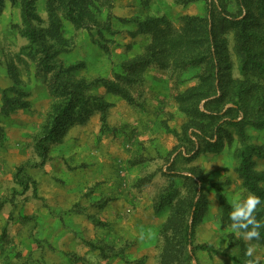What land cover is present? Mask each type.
Wrapping results in <instances>:
<instances>
[{"label": "rangeland", "instance_id": "374dc122", "mask_svg": "<svg viewBox=\"0 0 264 264\" xmlns=\"http://www.w3.org/2000/svg\"><path fill=\"white\" fill-rule=\"evenodd\" d=\"M88 10L74 6L83 24L68 18L65 0H35L44 50L24 34L22 0H0V264H161L166 236L180 232L179 221L165 225L195 188L203 201L189 264H264V241L247 240L246 218H231L235 201L258 197L238 172L246 145L264 174L256 0H93ZM71 98L78 106L45 143L44 160L37 143ZM238 105L247 140L226 125L232 139L208 146L200 135ZM258 198L251 215L263 225Z\"/></svg>", "mask_w": 264, "mask_h": 264}, {"label": "trees", "instance_id": "16d2710c", "mask_svg": "<svg viewBox=\"0 0 264 264\" xmlns=\"http://www.w3.org/2000/svg\"><path fill=\"white\" fill-rule=\"evenodd\" d=\"M64 1V0H63ZM93 0H65V4L67 7V16L71 21L74 22H82L84 24V18L81 16H77L74 11V6L75 4H78V6H81L82 10L84 12L86 9L88 10V7L92 4ZM34 2L35 0H22V16H23V21L25 24V32L24 34L30 39L32 42L38 43L42 49L46 50V42H45V36L42 32V30L38 29L37 26L35 25L34 22L40 21L39 15L34 11ZM244 3V1H243ZM256 8L258 11H260L264 15V0H256ZM222 10V9H221ZM86 14L91 13L86 11ZM222 16V19L227 18V13L223 9L222 11L219 12ZM208 25H209V34H212L213 32V24H214V10L212 8H208ZM245 25L242 22L241 23V28H244ZM250 35L247 33L242 34V41H241V50L242 52L249 54L251 50V44H250ZM211 45L213 47H216L214 40L212 39ZM154 48L151 46L149 47V52L153 53L152 50ZM150 61H147L146 63L139 62L135 64V68L138 67H143L145 64L149 63ZM43 63L46 65L45 61ZM111 88V85H109ZM117 92L118 89L115 88ZM214 87L212 92H214ZM72 96H75L76 93L75 91L71 93ZM79 97V96H78ZM224 97L215 99L211 103H220L221 100H223ZM75 98H71V100L64 105L59 106L56 111L54 112V116L52 118V121L48 128L45 130L43 135L40 138L39 143H37L39 151H40V156L42 159L45 160L46 158V151H47V146L46 142L52 138L55 133L57 132L58 126L61 124V122L70 114V112L76 108L78 105L74 103ZM78 99H81L83 102L84 100L79 97ZM76 100V99H75ZM100 110L102 112V122L103 125H106V111L104 108L103 103H98ZM242 110L241 106H237L236 108H233L232 111L235 113V115L231 116L230 119L225 121L223 124L217 123L215 124V127H212L210 130V134L208 135L207 133H202L200 136L202 137L203 141L206 142V144L210 147L214 146L216 143L212 141V139L215 136H218V138H221L225 136L227 126H234V127H239L240 129V137L242 141L247 140V135L244 132V121H236V117L239 116L240 111ZM204 115V114H202ZM210 117V116H209ZM214 116L212 115L211 118ZM215 118V117H214ZM225 127V128H224ZM224 128V129H223ZM227 137L229 140L232 139L231 133L228 131L226 133ZM255 146L252 145H246V149L243 151L242 155V163L241 166L238 169V172L240 176L244 179V183L246 188H248L251 192H253L255 195H258V197H261L264 195V191L262 188L259 187L258 182L264 181V174L254 171L252 166L253 163L250 159V152L255 150ZM216 184V183H214ZM202 201H203V196L200 194L198 191V188H195L193 192L192 198L188 201L187 205L184 207V210L181 211V213L176 212L181 210L182 207L186 204L184 202L182 205L176 207L174 210L175 212L170 216L168 219L165 229L168 230L170 228H175L176 223L179 221V238L178 240H175L173 242V238H169V235L166 236L165 238V244L162 248V253H161V264H179L178 262H184L183 264H189L190 262L195 261V222H197L201 207H202ZM2 206H0L1 208ZM185 214V220L183 215ZM186 216L192 217V222H189V219L186 218ZM253 215H249L245 220L249 226L250 231L256 230L260 233V239L264 241V224L263 225H258L256 221L253 219ZM249 221H252L249 223ZM167 234V232H166ZM239 262V261H237ZM241 263V262H239ZM242 264V263H241Z\"/></svg>", "mask_w": 264, "mask_h": 264}, {"label": "clouds", "instance_id": "9594fccd", "mask_svg": "<svg viewBox=\"0 0 264 264\" xmlns=\"http://www.w3.org/2000/svg\"><path fill=\"white\" fill-rule=\"evenodd\" d=\"M241 202L235 201L234 202V207L235 210L231 213V218L233 220H236L237 218H247L253 211L256 209V206L261 203L260 199L256 196H249L247 199L243 202L244 206L239 207ZM252 221H249L251 223ZM235 225L232 226V229L234 230ZM253 237H256L259 239L260 233L256 230L250 231L247 233L246 239L247 240H252ZM141 239H143V235H141ZM252 254V249L249 248L247 255Z\"/></svg>", "mask_w": 264, "mask_h": 264}]
</instances>
